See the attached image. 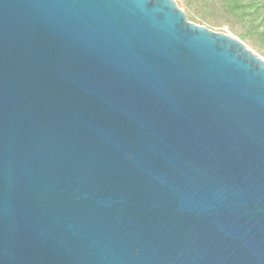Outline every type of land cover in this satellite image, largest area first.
Instances as JSON below:
<instances>
[{
    "label": "water",
    "instance_id": "water-1",
    "mask_svg": "<svg viewBox=\"0 0 264 264\" xmlns=\"http://www.w3.org/2000/svg\"><path fill=\"white\" fill-rule=\"evenodd\" d=\"M0 264H264V59L176 0H0Z\"/></svg>",
    "mask_w": 264,
    "mask_h": 264
},
{
    "label": "trees",
    "instance_id": "trees-1",
    "mask_svg": "<svg viewBox=\"0 0 264 264\" xmlns=\"http://www.w3.org/2000/svg\"><path fill=\"white\" fill-rule=\"evenodd\" d=\"M188 11L187 19L207 20V14L201 12L211 7L218 8L222 19L230 30H237V37L244 44H250L264 59V0H179ZM216 6V7H215ZM222 22V21H221ZM248 43V44H247Z\"/></svg>",
    "mask_w": 264,
    "mask_h": 264
},
{
    "label": "rangeland",
    "instance_id": "rangeland-1",
    "mask_svg": "<svg viewBox=\"0 0 264 264\" xmlns=\"http://www.w3.org/2000/svg\"><path fill=\"white\" fill-rule=\"evenodd\" d=\"M176 2L178 4V6L185 12V14L187 16L188 11H186L184 9L182 3L179 0H176ZM219 11L220 10L218 8H216V10H215V8H213V7H211L210 9H205V11L202 10L201 12H203L204 14H207V20H201L199 18L193 19L190 17V19H191L190 21L197 24V25L205 26V27H207L213 31L228 33V34H231V35L235 36L236 38H238L237 37V35H238L237 30L235 29V31H232L229 29V27L226 24H224L225 20L228 22H232V21L227 17L222 19L221 12H219ZM246 46L252 50V47L250 44H248Z\"/></svg>",
    "mask_w": 264,
    "mask_h": 264
}]
</instances>
